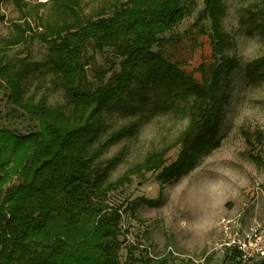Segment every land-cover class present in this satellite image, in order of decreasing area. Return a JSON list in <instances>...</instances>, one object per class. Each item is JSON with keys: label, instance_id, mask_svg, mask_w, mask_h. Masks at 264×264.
Here are the masks:
<instances>
[{"label": "trees", "instance_id": "obj_1", "mask_svg": "<svg viewBox=\"0 0 264 264\" xmlns=\"http://www.w3.org/2000/svg\"><path fill=\"white\" fill-rule=\"evenodd\" d=\"M5 1L0 0V24L5 21ZM187 1L116 0L87 19L81 0L39 3V9L49 5L51 12L44 22L40 20L42 29L34 39L48 46L45 73L52 75V88L64 92L66 105H49L47 93L39 99L35 93L25 95L23 84L37 65L25 58L14 67L6 53L25 43L32 28L26 21L13 25L16 37L4 40L0 48V80L13 108L36 121L38 128L25 136L0 129V264H122L118 240L122 215L110 207L108 194L146 173L159 172L156 181L163 187L192 172L201 154L216 146L221 110L228 101L226 81L239 62L229 56L235 43L223 29L224 0H204L198 18V22L209 19L212 30L214 61L208 74L206 66L199 68L203 84L169 58L166 34L189 15ZM248 12L253 20L243 23L245 32L264 37V11L259 20ZM91 45L107 56L108 67L95 69L101 81L96 88L88 73L95 59L85 56ZM155 46L161 49L154 51ZM252 66L264 67V57ZM190 99L181 109L189 113L190 122L176 143L107 182L119 161L98 160L122 135L93 149L104 130L105 112L144 113L150 104L157 112H168L177 102ZM198 129L202 134L192 141ZM257 140L263 143L264 136L258 134ZM246 141L254 146L250 133ZM179 145L177 160L166 165L168 153ZM166 262V258L146 259L143 264ZM123 264L136 261L131 257Z\"/></svg>", "mask_w": 264, "mask_h": 264}, {"label": "rangeland", "instance_id": "obj_2", "mask_svg": "<svg viewBox=\"0 0 264 264\" xmlns=\"http://www.w3.org/2000/svg\"><path fill=\"white\" fill-rule=\"evenodd\" d=\"M47 1L6 0L2 4L5 21L0 24V48L4 40L16 37L14 24L30 23L32 35L22 45L9 49L6 59L14 67L25 58L37 65L23 84L26 96L35 93L39 99L47 93L49 105H66L64 92L54 90L52 75L45 73L48 46L34 39L51 12L49 5L38 8L39 3ZM115 3L116 0H81V11L87 19L102 6ZM224 3L223 29L235 43L229 56L238 60L239 68L226 81L228 101L221 110L217 144L208 154H201L192 172L163 187L156 181L159 172L146 173L144 177H133L130 184L108 194V204L122 215V235L118 238L122 264L131 257L136 264H143L146 259L164 258L166 264H237L229 253L214 251L221 238L220 219L245 210L247 217L257 216L260 222L264 221V142L257 140L258 134L264 136V67L252 66L253 61L264 57V37L257 32L248 35L243 25L253 20L248 10L260 19L264 0H224ZM186 5L190 13L173 33L166 34L164 49L172 61L203 84L199 68L206 66L208 74L214 61L211 23L205 17L198 22L205 9L204 0H188ZM201 29L204 34H200ZM160 49L159 46L153 48L154 51ZM85 56L95 59V66L89 67L88 73L96 88L101 81L95 69L102 71L108 67L107 56L92 45L86 49ZM9 95L0 80V129L17 136L34 133L37 122L16 111ZM192 101L177 102L168 112H157L155 104H150L144 113L132 115L105 112L104 130L93 149L122 135L98 160L106 162L117 158L119 161L107 182L116 181L149 154L175 144L190 122L189 113L181 109ZM246 133L253 136L254 146L246 141ZM201 134L198 129L192 141ZM180 151V145L171 150L166 165L175 162ZM135 205L137 208L133 210Z\"/></svg>", "mask_w": 264, "mask_h": 264}, {"label": "built area", "instance_id": "obj_3", "mask_svg": "<svg viewBox=\"0 0 264 264\" xmlns=\"http://www.w3.org/2000/svg\"><path fill=\"white\" fill-rule=\"evenodd\" d=\"M246 206V205H245ZM220 240L214 251L229 253L239 264H259L264 261V221L257 216L247 217L245 210L219 221Z\"/></svg>", "mask_w": 264, "mask_h": 264}]
</instances>
